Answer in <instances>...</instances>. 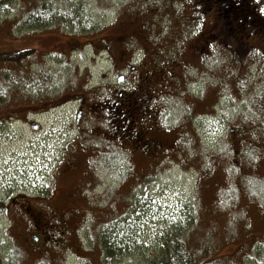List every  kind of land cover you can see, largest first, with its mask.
I'll return each mask as SVG.
<instances>
[{"label":"rangeland","instance_id":"1","mask_svg":"<svg viewBox=\"0 0 264 264\" xmlns=\"http://www.w3.org/2000/svg\"><path fill=\"white\" fill-rule=\"evenodd\" d=\"M40 2L96 31L36 22L29 15ZM240 7L0 0V264H165L159 249L174 254L178 236L199 263L264 264V36L239 38L249 23L218 40L228 9ZM212 21L217 35L208 37ZM146 71L152 90L140 88ZM43 92L65 100L46 109ZM132 116L159 139L151 157L125 134ZM217 157L227 171L211 175ZM42 187L45 203L20 194ZM26 206L56 225L49 241H33ZM189 214L188 229L174 227ZM120 217L130 221L119 226ZM112 222L124 247L107 256L100 226Z\"/></svg>","mask_w":264,"mask_h":264},{"label":"trees","instance_id":"2","mask_svg":"<svg viewBox=\"0 0 264 264\" xmlns=\"http://www.w3.org/2000/svg\"><path fill=\"white\" fill-rule=\"evenodd\" d=\"M263 1L264 0L260 1V3L257 5L256 4L257 2H255L254 0H238V3H240L242 5V7H240L239 9H237L235 12H232L230 10V8L228 9V13L226 14V16H227V18H226L227 24L225 26V28H226V34H222V31H221L218 40H220V39L222 40V36H223V38L224 37L225 38H228L229 37L228 34H232L231 33V29L233 27L239 26V27L243 28L244 26L246 27L249 23H251V24L247 27V33H248V35L245 34V31H244L243 32L244 33L243 35L242 34H239V38L242 37V36L243 37H246V38H251L252 35H254L255 32H259V34H261L262 36H264V22H263L264 19H260V17L262 18L261 15L260 16H257V17H254L253 16L254 12H257L255 10H258L259 9L260 4ZM198 2H199V0H195V3L196 4H198ZM224 2H222L223 3V6H224ZM225 3H227V2H225ZM202 6H199V7L196 6V9H199L200 10V8H202ZM225 11H226V9L223 10V12H225ZM241 12L244 13V16L243 17L242 16L239 17V13H241ZM29 16H31L30 18L36 20V22H38V23H40V22L41 23H45V22H47L46 18H50V20L55 21V23L60 24V28H62L63 26H67V27L70 26L72 30L73 29H77V28L78 29H83L86 33L88 31H92V33L94 31H96V30L90 29L91 24L89 23V21H87V20L84 21V19L81 20V19H79L77 17V15L72 14V17L74 19H79V21H76V20H73V19L68 21L67 18L68 17H71V16L69 14H67V13L64 15V17L57 16L54 13V11L51 10V8L47 4H45L44 2L42 4L40 2L39 5L36 6V9H33V12H31ZM232 17H233V19L231 20ZM67 21H68V23H67ZM87 25H90V26L85 27ZM216 30H217V23H215V21H212L211 22V26L207 27V29H206L205 32L208 34V37H211L213 35H217ZM210 33H212V34H210ZM99 39H101V41L104 42V39H102V38H99ZM203 49H205V46L203 47ZM258 51L260 52L259 49H258ZM22 55L23 54H21L20 56H17L18 59H20ZM245 60L246 59L244 57V59L241 62L243 63V62H245ZM131 61H132V59L130 60V63H131ZM43 78H44L43 76L39 77L38 83H35L33 81L32 84H30L31 87H32L31 89L33 90L37 86L41 85L40 82H42ZM29 81H30V79H29ZM37 92H38V90H37ZM41 95H42V97H44V96H47L48 97L47 99L49 100V102L45 105L46 106V109L51 108V107H55L57 104H60V103H62L63 100H65L64 99L65 96H63V95H60V97L57 98V99H53L52 98L53 95H49L46 92H43V94H41ZM32 106H34V104ZM126 110H127V113H128V109H126ZM133 110H134V108H133ZM211 155H212V153L204 154V155H202V159L206 162V158L207 157H210ZM196 157L197 158H201V156L199 154H197L195 156V158ZM225 159L226 160L224 162L225 163L230 162L229 163V166L232 167V165H233V161H232L233 159H232V157L227 158L226 155H225ZM220 160H221V157H217L214 160V162H216V167H215V172H213V174H211V175H217L219 173H222L223 170H226L227 171V169L225 167H223V166L220 167L221 166ZM206 164H207V162H206ZM201 168L203 169V167H201ZM226 179H227V176L226 177L224 176L223 180L225 181ZM189 216H190V214L188 216H186V217H183L182 220L180 219L181 222L180 221L177 222L174 225V227L175 228H178V227L180 228L181 227L183 229H185V228L188 229L191 226L189 224V221L192 220ZM127 218H125V217L124 218H121V217L120 218H116V219H118L117 220V223L119 224V226L121 225V226L124 227V225H126V224H124L125 220L130 221V219H127ZM195 218H196V216H195ZM195 218H194V220H195ZM112 224L114 225V222L109 223V224H103L102 226H100V232H101V235L103 237L102 242L104 243V248L106 250L105 252L107 253V256L112 251L115 252L116 249H121L122 247H124V245H123L124 241L117 240V237H114V239H113V237L110 236V230L112 229ZM124 229L125 228L121 229L122 232L124 231ZM173 229L174 228H169V230L167 231V233L169 231L170 232L173 231ZM121 230H114V232L121 231ZM164 236H166V235H164ZM107 237H108V239L106 240ZM124 238H125V236H124ZM183 241L184 240L180 236H178V237L175 238V242H177V244H178L179 247H175V245H174V247H173L175 249L174 254L172 253V254L169 255L170 250H168V252H167L164 248L159 249L162 252L161 254H162L163 258H164L163 259L164 260V263L165 264H205L204 262L199 263L196 258L192 257L191 255H188L187 251L184 250L183 247H182V242ZM102 253H104V252H102ZM211 264H214V263H211Z\"/></svg>","mask_w":264,"mask_h":264},{"label":"flooded vegetation","instance_id":"3","mask_svg":"<svg viewBox=\"0 0 264 264\" xmlns=\"http://www.w3.org/2000/svg\"><path fill=\"white\" fill-rule=\"evenodd\" d=\"M257 11V10H255ZM260 19H262L260 17ZM135 68V67H133ZM150 76H153L152 74H149L148 71L146 72H139L138 74V79L140 80V88L142 89H149V90H152L153 89V82L152 80L150 79ZM119 94H125L126 92L122 91V90H119L118 91ZM133 103L130 102V105H132ZM80 111V110H79ZM79 111H78V116H81L79 114ZM121 115H123V113H121ZM128 126L126 128V136L128 137V140H131V139H134V141L136 142L137 146L136 148L138 150H143L145 153L149 154V156H153L154 152L157 151L160 147V143H159V139L158 137L152 135V136H149L145 133L147 132H144L142 131V128H141V125L143 124L142 123V117L141 116H132V118L130 119V121L128 122ZM120 127H122L121 125L120 126H116L117 129H120ZM229 129L227 130L226 133L223 134V136L225 135L224 139L227 140L228 142V137H229ZM127 140V139H126ZM137 140V141H136ZM225 143V142H224ZM229 143H227L228 145ZM66 147V146H65ZM60 161V160H59ZM59 161L57 163V169L58 171L56 173H54L51 177L52 179V182L56 181V178L58 177V175L61 173L62 169V165L60 162L59 164ZM59 164V165H58ZM61 166V167H60ZM50 175V174H49ZM49 177V176H48ZM50 188V186L48 187ZM43 187L40 189V193H38V195L36 196H33L31 194H28V193H25V192H20V194L23 195V198L25 199L26 203H38L39 201H41L42 203H45L42 201V199L45 198L43 194ZM42 197V199H40ZM25 210L27 211V213H29V217L30 219H32V224H33V230L35 232V236L33 238V241L34 242H38L40 241V238H41V241L43 242H47L49 241L54 235H55V228H56V225H54L53 221L51 219H47L44 217L43 213L38 209H33L29 206H26L25 207ZM5 212V211H4ZM10 221V219H9ZM54 240V239H53Z\"/></svg>","mask_w":264,"mask_h":264}]
</instances>
